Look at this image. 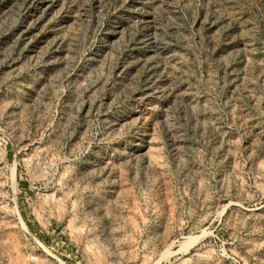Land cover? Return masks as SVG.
<instances>
[{
  "label": "rangeland",
  "instance_id": "374dc122",
  "mask_svg": "<svg viewBox=\"0 0 264 264\" xmlns=\"http://www.w3.org/2000/svg\"><path fill=\"white\" fill-rule=\"evenodd\" d=\"M0 264H264V0H0Z\"/></svg>",
  "mask_w": 264,
  "mask_h": 264
}]
</instances>
